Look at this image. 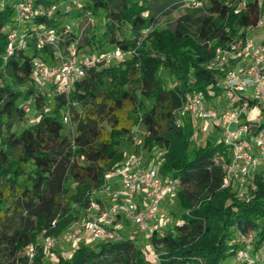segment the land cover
<instances>
[{
    "label": "trees",
    "instance_id": "obj_1",
    "mask_svg": "<svg viewBox=\"0 0 264 264\" xmlns=\"http://www.w3.org/2000/svg\"><path fill=\"white\" fill-rule=\"evenodd\" d=\"M196 1L205 17L192 35L158 26L159 16L187 0H33L34 15L23 22L16 1L0 0V264L6 258L28 264L22 255L40 235L60 236L80 216H89L92 202L107 205L98 191L126 163L124 141L134 153L167 151L160 174L180 180L167 211L171 225L142 234L144 244L124 233L123 241L78 243L68 254L51 249L56 255L50 260L37 245L34 264H226L245 250L242 237H252L250 261L238 263L264 264V171L254 173L243 191L237 182L224 187L233 152L223 131L212 127L197 143L194 126L203 133L201 124L181 114L189 93H199L208 110L222 114L230 107L218 99L225 98L224 81L235 65L225 71L209 66L217 48L243 42L256 29L260 0ZM102 15L104 31L88 44L99 49L105 41L112 51L128 54L124 61L87 67L68 92L34 75L39 59L57 64L48 33H55L63 56L78 62L108 52L87 54L79 40L80 25ZM121 28L129 40L117 38ZM14 31L24 43L10 51ZM250 102L264 117L261 102ZM31 112L39 117L26 125ZM250 126L255 133L264 120Z\"/></svg>",
    "mask_w": 264,
    "mask_h": 264
},
{
    "label": "built area",
    "instance_id": "obj_2",
    "mask_svg": "<svg viewBox=\"0 0 264 264\" xmlns=\"http://www.w3.org/2000/svg\"><path fill=\"white\" fill-rule=\"evenodd\" d=\"M14 1L17 2L19 22L34 15L33 0ZM187 3L201 5L196 0H187ZM259 6L261 19L256 29L264 28L262 0ZM66 10L70 12L72 5H68ZM69 29L68 26L67 31ZM45 38L46 43L55 48L57 64L52 66L39 59L34 64L33 72L43 83H59L60 92H68L73 81L83 77L86 68L94 66L98 61H104L107 64L120 63L128 57V54L117 49L84 57L78 62L61 54L58 47L59 40L55 33H48ZM15 43L20 45L24 43V37L18 36L17 31L10 36V51L13 50ZM229 65H235L238 70L229 72L224 81L225 98L230 104L224 113L208 110L199 93H189L181 111L182 115L188 114L200 124L210 122L211 127L223 131L224 143L233 152L231 163L226 169L224 187H229L233 182L238 181L245 186V183L252 179L256 169L264 164V128L252 133L250 126L252 123L259 125L264 120V117L256 111V107L250 106L251 99L264 102V42H254L248 33L243 42H234L227 48H217L209 68L225 71ZM248 91H251V94ZM64 122L68 123V118H65ZM194 128L195 133L192 139L196 141L200 126L195 125ZM141 144L142 140L137 138L136 145ZM166 153L165 149L156 150L149 164H146L142 151L140 157H137V153L128 154L126 163L107 175L98 191L107 205L102 202H92L88 210L89 216L81 220V226L92 241L102 243L123 241L124 233L114 224L119 223V217H124L144 235H151L160 223L167 221L168 212L163 209V205L170 203L175 197L180 180L161 176L160 167ZM66 241L72 249L79 243L78 238L73 234H69ZM53 242L52 238H46V247L51 249ZM241 242L245 250L239 251L237 260L250 261L247 250L252 244V237H242ZM25 251L28 263L34 264L36 258L34 245H29ZM262 254L264 256V246Z\"/></svg>",
    "mask_w": 264,
    "mask_h": 264
},
{
    "label": "rangeland",
    "instance_id": "obj_3",
    "mask_svg": "<svg viewBox=\"0 0 264 264\" xmlns=\"http://www.w3.org/2000/svg\"><path fill=\"white\" fill-rule=\"evenodd\" d=\"M203 8L202 5H192V4H186L185 6H181L178 7L175 10H171L169 12V14H163L161 16H159V27L160 28H167V29H171V30H183L189 34H196L200 28V26L203 23V17H205V13L201 10ZM74 14L71 15V17L73 18ZM92 20H90L89 18H87V20L80 25L79 28V40H80V45L82 47H84V51L88 54L90 52H103L104 50L111 52L113 50V47L111 44L103 41L100 43V48H97V45L94 44L93 46H89L88 41L92 38V36L95 34V37H99V33H102V31H104V16L102 15L100 18L97 17H91ZM264 32V30H262ZM249 36L250 38L256 42L259 43L262 38L263 35L260 34L259 31L257 30H249ZM117 38L120 40H129L130 39V34L127 31V29L125 28H121L117 30ZM95 42H97V39H95ZM102 48V50H101ZM235 70L237 71V67L235 68ZM162 75L165 77L168 76L166 71H162ZM171 80H169L170 83ZM249 94H251V91H248ZM218 101H224V103H229V100L226 98H220L218 99ZM261 108H264V102H261ZM256 111L258 112L259 115H262L261 109L260 107H256ZM28 121L26 123V125L33 123L38 117H39V112H31L28 115ZM263 117V116H262ZM253 120L255 118L252 117ZM252 122V121H251ZM211 128L206 130L201 129L202 131H204L203 133H198V136L196 138L197 143L201 142L210 132H211ZM141 129V132H143V129ZM142 134V133H141ZM193 138V137H192ZM193 140V139H192ZM131 149V145L130 143H128L127 141H124V143H122V150L126 151V153H129ZM153 154L154 153H143V156L145 159H148V164L152 161L153 159ZM142 156V154L137 153V157ZM147 164V163H146ZM260 166H264V165H260ZM260 166L256 169V171L254 173H260L261 171H264V168H260ZM253 181L252 179L250 180V182ZM238 187L241 191L244 190L245 186H243L241 184V181H238ZM67 187L70 188V194H72L74 192V182L70 179L67 183H66ZM173 206V201H170V203L168 204V209H171V207ZM84 218V216H80L78 218V220L74 223H72L70 225V227L60 236H55V237H50L53 239V247L51 249L56 250L58 253H62V254H68L70 253L72 247L71 245L66 241V238L69 234H73L75 235L78 240L79 243H83V244H91L94 245V241H92L89 237L88 234L85 232L84 228L81 226V220ZM169 218V217H168ZM121 221L124 223H127V221L124 219V217L121 218ZM172 223L171 220L167 219V221L165 223L162 224H166V227L170 226ZM116 227L120 228L119 223H114ZM123 232V229H120ZM138 231H130V236L131 237H135L136 240L138 241V243H145V239L142 238L143 235L141 233H137ZM124 233V232H123ZM48 238L47 236H44L43 234L39 236L37 242L34 245V247L36 248V255H37V245L43 247V253H44V257L50 260V257H55L56 254H54L52 252L51 249H48L45 245V239ZM137 243V244H138ZM138 244V245H139ZM26 250V249H25ZM26 251H24V254L22 255L23 258L27 259L26 257ZM3 264H24L21 260L17 259H11V258H6L3 261ZM29 264V263H28ZM226 264H239L237 259H233L230 262H227Z\"/></svg>",
    "mask_w": 264,
    "mask_h": 264
},
{
    "label": "crops",
    "instance_id": "obj_4",
    "mask_svg": "<svg viewBox=\"0 0 264 264\" xmlns=\"http://www.w3.org/2000/svg\"><path fill=\"white\" fill-rule=\"evenodd\" d=\"M253 30H257V31H259L260 32V34H262L263 35V38H262V40L260 41V42H264V32L262 31V30H264V28H261V29H253ZM259 42V43H260ZM236 71V70H235ZM201 126H202V129L203 130H208V129H210V127H211V123L210 122H205V123H201ZM142 132H141V129H140V131H139V135L141 134ZM134 151H135V148L134 147H132L131 146V149H130V151H129V153L131 154V153H134ZM261 168H264V166H260V168L259 169H261ZM163 209L164 210H166L167 211V209H168V203H165L164 205H163ZM121 218L122 217H119L118 218V222H119V224H121L120 225V229H123V232L124 233H127L128 235H130V231H136L137 230V228H136V226L135 225H133V224H131V223H129V222H127V223H123L122 221H121ZM160 225H163L162 223H160Z\"/></svg>",
    "mask_w": 264,
    "mask_h": 264
}]
</instances>
